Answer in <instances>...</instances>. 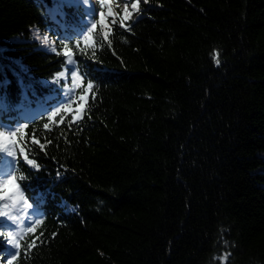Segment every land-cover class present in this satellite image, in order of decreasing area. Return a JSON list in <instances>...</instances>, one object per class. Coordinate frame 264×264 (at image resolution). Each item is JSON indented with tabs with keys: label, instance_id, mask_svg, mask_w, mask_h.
Listing matches in <instances>:
<instances>
[{
	"label": "trees",
	"instance_id": "obj_1",
	"mask_svg": "<svg viewBox=\"0 0 264 264\" xmlns=\"http://www.w3.org/2000/svg\"><path fill=\"white\" fill-rule=\"evenodd\" d=\"M84 3L0 0V264H264V0Z\"/></svg>",
	"mask_w": 264,
	"mask_h": 264
},
{
	"label": "rangeland",
	"instance_id": "obj_2",
	"mask_svg": "<svg viewBox=\"0 0 264 264\" xmlns=\"http://www.w3.org/2000/svg\"><path fill=\"white\" fill-rule=\"evenodd\" d=\"M106 1L108 2L107 4L111 6L113 13H114V8H119V9H121L122 17H124L126 0H106ZM81 2L83 4H85L84 2H86L87 5L93 9V12H96L98 15H101L102 12L105 13V16L102 17L103 20L105 21V25H109L112 22V18L109 19L108 17H112L113 15L108 14V8L101 7L100 0H97V2H96V0H81ZM127 2H128V11L132 12V17L130 19H135L139 15V12L138 11H135V12L132 11V8H131L132 0H127ZM95 8H96V10H95ZM91 24L92 23L90 21V23L88 25L90 27H92ZM70 68H72V64H70ZM77 82H78V77H77L75 82L73 81V78H71V84H72L73 89L75 88V85ZM66 83H69V80H66ZM70 91H71V87L69 89L65 90L66 93H70ZM83 101L84 100H81L82 103H83ZM79 103H80V101H79ZM81 107H82V105L79 106V108H78L79 112L76 114L77 117H79L81 114ZM6 147H7V149L14 152L13 144H8V145H6ZM6 152H7L6 155H8L7 150H6ZM4 181H10V178H8V179L1 178L0 179V189H1L0 194H2V196H3L2 197L3 199L0 201V207L4 211L5 215L9 210L11 213H14L18 217V219L15 220V223H13V219H12L15 216L12 218H9L13 225L6 227L7 231H13V233H14L13 239H14V242L16 243L17 239H15V238H18L20 235H22L24 230H25V228H24V223H25L24 217L27 216V211H28L29 207H28V205L20 206L19 204H17L15 202V194L17 193L18 188L16 186H14V183L9 182V183L5 184ZM5 192H6V196H5ZM18 196H21L23 199L22 193L18 192V194H16V201L18 200ZM9 197H11V199H9ZM1 209H0V212H3Z\"/></svg>",
	"mask_w": 264,
	"mask_h": 264
},
{
	"label": "snow or ice",
	"instance_id": "obj_3",
	"mask_svg": "<svg viewBox=\"0 0 264 264\" xmlns=\"http://www.w3.org/2000/svg\"><path fill=\"white\" fill-rule=\"evenodd\" d=\"M138 2H139V0H132V2H131V8H132L133 12L138 11ZM144 3H147V0H144ZM100 4H101V7L108 8V14H111V15L115 16V13L112 12L111 6L106 4L105 0H100ZM104 16H105V13L102 12L101 13V17H104ZM131 17H132V12L128 11V2L126 0L124 17L120 21L121 27H125L124 20L125 19H130ZM113 23H115V19L113 20ZM93 27H95V25H93ZM89 31H91V30H89ZM88 39H89V37L85 36V41H87ZM64 47L67 49L68 46L65 45ZM53 51H56V49H53ZM212 58H213L215 63H218V64L220 63V60L218 59V54H214ZM68 63L69 64L74 63V61L72 60L70 55H69V58H68ZM61 75H63V74L61 73ZM72 78H73V81L75 82L76 79H77V76H76L75 72L72 73ZM88 88L91 89L92 88V84H89ZM81 100H84L83 96H81ZM58 111H60V110L57 109V111L52 112L51 115L48 117V119L52 120V118L57 115ZM44 127L47 128L48 125L45 124ZM17 132L23 133L24 129L23 128L17 129ZM15 136H16V132L11 133V135H5L4 132H0V150H7L9 156H13L14 153L11 150L7 149L6 145L15 144V139H14ZM21 154L24 155V159L29 165H31L33 168H38V165L34 164V162L32 160L28 159V156H27L26 153L23 152V149H21ZM20 179L23 180V179H25V177L22 176V177H20ZM9 182L15 183V177L14 176L10 177V181H4L5 184H7ZM9 199H11V197H9ZM25 203H27V202H25ZM3 215H5V213L0 212V216H3ZM12 219H13V223H15V218H12ZM36 223H39V221H36ZM28 231H32V229L29 228ZM7 237H8V243L9 244H12L13 247H15V248H19V245L14 242V239H13L14 233H13V231H8L7 232ZM15 258H16V256L14 255L12 257V260L8 261V264H12V261Z\"/></svg>",
	"mask_w": 264,
	"mask_h": 264
},
{
	"label": "clouds",
	"instance_id": "obj_4",
	"mask_svg": "<svg viewBox=\"0 0 264 264\" xmlns=\"http://www.w3.org/2000/svg\"><path fill=\"white\" fill-rule=\"evenodd\" d=\"M217 66L219 65L218 63H215Z\"/></svg>",
	"mask_w": 264,
	"mask_h": 264
}]
</instances>
